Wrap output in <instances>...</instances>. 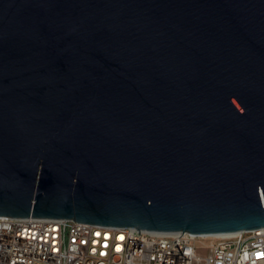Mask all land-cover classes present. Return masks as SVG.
Returning <instances> with one entry per match:
<instances>
[{"label":"water","instance_id":"water-1","mask_svg":"<svg viewBox=\"0 0 264 264\" xmlns=\"http://www.w3.org/2000/svg\"><path fill=\"white\" fill-rule=\"evenodd\" d=\"M0 217L264 228V0H0Z\"/></svg>","mask_w":264,"mask_h":264},{"label":"built area","instance_id":"built-area-1","mask_svg":"<svg viewBox=\"0 0 264 264\" xmlns=\"http://www.w3.org/2000/svg\"><path fill=\"white\" fill-rule=\"evenodd\" d=\"M138 232L72 220L0 217V264H264V228L218 238Z\"/></svg>","mask_w":264,"mask_h":264},{"label":"rangeland","instance_id":"rangeland-1","mask_svg":"<svg viewBox=\"0 0 264 264\" xmlns=\"http://www.w3.org/2000/svg\"><path fill=\"white\" fill-rule=\"evenodd\" d=\"M207 242H208V243H210L211 241H210V240H208ZM201 254L205 255V254H206V251H202V253H201Z\"/></svg>","mask_w":264,"mask_h":264},{"label":"bare ground","instance_id":"bare-ground-1","mask_svg":"<svg viewBox=\"0 0 264 264\" xmlns=\"http://www.w3.org/2000/svg\"><path fill=\"white\" fill-rule=\"evenodd\" d=\"M215 238H218V237H225V236H214Z\"/></svg>","mask_w":264,"mask_h":264}]
</instances>
